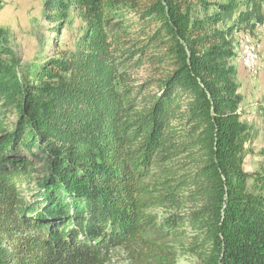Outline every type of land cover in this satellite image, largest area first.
<instances>
[{
    "label": "trees",
    "instance_id": "16d2710c",
    "mask_svg": "<svg viewBox=\"0 0 264 264\" xmlns=\"http://www.w3.org/2000/svg\"><path fill=\"white\" fill-rule=\"evenodd\" d=\"M43 7L59 38L79 27L28 62L0 29V264H109L118 249L176 264L188 245L198 264H264V175L249 188L231 64L264 0L227 27L233 9L209 0Z\"/></svg>",
    "mask_w": 264,
    "mask_h": 264
},
{
    "label": "rangeland",
    "instance_id": "374dc122",
    "mask_svg": "<svg viewBox=\"0 0 264 264\" xmlns=\"http://www.w3.org/2000/svg\"><path fill=\"white\" fill-rule=\"evenodd\" d=\"M3 8L0 11V29L4 30L9 37L11 47L25 62L34 60L43 50L50 52L56 43L61 41L63 47L70 45L72 38L79 27V20L74 19L72 26H68L61 38L54 31V25L44 17V0H2ZM218 5L231 7V17L221 27L234 24L239 13L246 9V0H209ZM200 15H204L198 9ZM247 34L237 33L234 36L235 58L231 64L237 69V83L240 86L239 94L242 97V104L239 108L241 121L248 128V138L243 153V167L250 175L249 188H252L255 177L264 175V24L259 26L254 33H248L258 56V71L253 74L244 66L241 41ZM11 124L16 118L9 115ZM34 184L28 188L23 183L22 190L29 197L35 200L36 194L31 196L30 190L38 189L36 184L42 175H34ZM36 181V182H35ZM33 183V182H32ZM30 189V190H29ZM29 190V191H28ZM155 214L165 216L163 210ZM190 242L189 240L187 241ZM185 248L177 247L176 264H198V258ZM109 264H130L127 256L120 249L111 254Z\"/></svg>",
    "mask_w": 264,
    "mask_h": 264
},
{
    "label": "bare ground",
    "instance_id": "6f19581e",
    "mask_svg": "<svg viewBox=\"0 0 264 264\" xmlns=\"http://www.w3.org/2000/svg\"><path fill=\"white\" fill-rule=\"evenodd\" d=\"M241 48L243 54V62L246 69L249 70L250 73L255 74L258 71V56L256 53V48L251 41V38L246 35L245 38L241 41ZM248 59V64H246Z\"/></svg>",
    "mask_w": 264,
    "mask_h": 264
},
{
    "label": "built area",
    "instance_id": "2783aa9c",
    "mask_svg": "<svg viewBox=\"0 0 264 264\" xmlns=\"http://www.w3.org/2000/svg\"><path fill=\"white\" fill-rule=\"evenodd\" d=\"M246 64H248V59H247V62H246Z\"/></svg>",
    "mask_w": 264,
    "mask_h": 264
}]
</instances>
